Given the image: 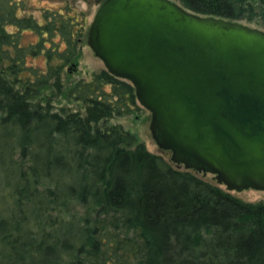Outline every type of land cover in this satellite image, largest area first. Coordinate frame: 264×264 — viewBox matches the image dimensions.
Wrapping results in <instances>:
<instances>
[{"label":"trees","instance_id":"1","mask_svg":"<svg viewBox=\"0 0 264 264\" xmlns=\"http://www.w3.org/2000/svg\"><path fill=\"white\" fill-rule=\"evenodd\" d=\"M177 1L264 27V0ZM26 3L0 0V264H264L263 201L173 166L120 124L97 125L132 110L127 80L100 68L73 81L64 94L82 113L41 103L75 70L85 17L73 0L38 17ZM73 202L82 211L68 214Z\"/></svg>","mask_w":264,"mask_h":264},{"label":"water","instance_id":"2","mask_svg":"<svg viewBox=\"0 0 264 264\" xmlns=\"http://www.w3.org/2000/svg\"><path fill=\"white\" fill-rule=\"evenodd\" d=\"M85 42L133 86L155 144L227 191L264 190V29L177 0H101Z\"/></svg>","mask_w":264,"mask_h":264},{"label":"rangeland","instance_id":"3","mask_svg":"<svg viewBox=\"0 0 264 264\" xmlns=\"http://www.w3.org/2000/svg\"><path fill=\"white\" fill-rule=\"evenodd\" d=\"M63 0H27L26 8L28 11H31L33 15L38 17V7L40 6H46V7H58L62 4ZM73 5L75 8L82 10L84 12L85 17V26L87 28V25L92 18V15L94 13V10L96 9L98 3L95 0H73ZM34 8V9H33ZM238 21L247 24L249 26H255L259 28H263L261 25L256 24L254 21L251 20H245V19H237ZM85 33L83 34L81 41L79 43V56L76 59V66L75 70L68 74H63V85L62 90L59 93L54 92L50 87H46L41 90L40 99L42 104H46L45 100L46 97H48L49 100V106L53 110H78L79 112H83V104L79 100H75L67 95L64 94L66 92V89L68 86L75 81L78 78L88 79L90 77V74L93 71H97L100 68H103V64L101 60L96 57L91 49L88 47V45L85 42ZM148 122H149V111L145 109L143 106H141L136 100L134 102V105H132V110L120 114V115H112L111 117L106 118L105 120H99L97 122V125H109V124H120L122 128L129 131L133 134L136 141H140L144 147L157 154H162L166 159L169 160L168 155L169 152L167 150L160 149L154 142V140L150 136V132L148 129ZM171 162V161H170ZM173 166L175 164L171 162ZM180 169H184L181 165L177 166ZM199 176L212 181L215 183L214 177L210 173H204L196 172ZM219 186L222 189H225V187L221 184ZM230 193L240 197L244 200H250V201H263L264 202V190L260 189H253V188H247L243 189L241 191H234L229 190ZM3 193H0V202H2V195ZM68 210L67 213H78L82 211V207L80 204H77L76 202L70 203L67 206ZM99 216H102L100 214ZM105 221L103 220V223L107 225L108 229L112 228V225L110 221L112 220V215L110 213L106 214ZM80 258H96V256L89 254L87 251L80 254Z\"/></svg>","mask_w":264,"mask_h":264}]
</instances>
